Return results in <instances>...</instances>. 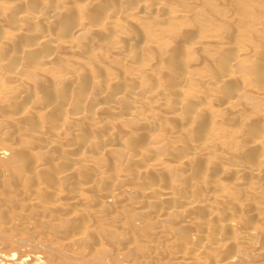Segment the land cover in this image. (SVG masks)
<instances>
[{"label":"bare ground","instance_id":"obj_1","mask_svg":"<svg viewBox=\"0 0 264 264\" xmlns=\"http://www.w3.org/2000/svg\"><path fill=\"white\" fill-rule=\"evenodd\" d=\"M36 1L37 0H0V31H2V34L0 33V78L2 76L4 77V80L2 82L0 81V110L2 111H0V117H3L0 121H3L1 123L5 127L10 126V130H12V133L8 134L7 131L4 132V128L2 127L3 132H0V154H10L8 158L0 155V168L3 173L4 171H15L18 165L22 166L23 162L26 161V155L24 154L26 152L31 153L29 155L33 158L32 160L28 159L29 162H25L26 164L28 163V168L24 163L28 171L26 173V179L31 174L33 175L31 176V180H26L23 186L21 184V187H18V190L16 189V192H6L10 199L14 203L18 204L19 207L23 206L26 210H30L20 211L21 216L23 212H29L31 216V211H33L32 209L37 207L43 213L42 216L40 215L41 217L38 215V217L35 218L39 221V223L42 225L46 224L47 226H53L51 229H53L56 234L65 232V237L67 236L64 241H62L63 239L61 240V237L59 238V240L63 243H58L56 234H53L54 237H50L51 239L47 237L48 240H57V242H54L62 244V246L63 244L69 245L72 249L74 246L78 247L79 244L85 247L84 244L87 246V244L91 242L90 246H94L93 243H96L94 246L96 249L98 245L110 243V240L108 241L107 238L101 237V229L106 228L103 223L106 224V226L108 225L107 227L109 228L113 227V229H115L114 223H118L121 225L122 229L127 230L129 223L134 224V222H136L132 219V217H130L132 220L128 219V222H118L119 220H117V217L120 220L121 218L119 216H113L114 210L112 207L113 205L115 206L116 203H120L124 206V208L126 207L125 210L131 211L135 215L137 214V216L142 217L143 220L145 219L144 223L149 224V226L147 225V228H152L150 229L152 236L159 235L165 238H171V233H177L180 230V232H182L185 230L184 228L187 227L193 228L191 233H184V235H186L185 240L182 242L184 245L180 247L181 249L172 253V257L169 259L171 263H234L236 255L233 254V252L228 253L230 255L223 256L219 259L213 257L212 255H210L212 257L208 256L209 254H207V252L208 250L210 251L209 248H211V251L212 249H215L213 252H216L217 246L220 247V245L233 247L234 245H237V243H247L251 241L255 243L254 238L256 237L255 232L257 229H255L254 225L252 226L253 223L250 224L251 226L247 225L243 227L241 225L242 221L240 223V221L237 222L232 219L234 216H230L231 206L229 207L226 204V198H228V188H232L230 187V183L240 189L244 188V184H247L243 180L244 177H249V179L256 181L255 184L264 180V169H262L263 165L261 164V162L264 161V158L262 154L261 156H258L256 164L247 163L244 158H237L233 151H226L221 147L219 148L221 143L224 144L225 142H223V139L218 137L215 133L207 138H201V141H198L199 137L196 138L198 139V142L196 141L197 143L195 144L189 143V147L187 145L188 150L183 152L184 149H182L183 153H180L179 155H176V153L175 155L172 154L175 148H184L182 140L184 135L191 133L189 134L191 139L192 137H196L197 134L192 129L199 123L197 122L199 121L196 114L197 112L192 111V114V112L187 109L191 112V114L184 117L183 113L184 107H186V102H184L183 99H181V102H178L175 105H172L171 103V106H169V97L166 96V90L168 91L169 89H163L157 85H153V87L148 85L149 87H147L148 78L146 76L151 73L150 70H153L151 67L156 65L153 64L152 66L150 63L143 64L145 61L144 59H146L143 57L141 58H143L144 61L141 60L140 62L134 59V56L137 53L133 54V52L136 51H133V48H135L136 45H139V43L135 41L133 33H130L129 35L128 31L125 35L124 32L128 29L123 31L124 29L122 26L126 25V28H128L127 23L129 22L130 25L133 23L137 26L136 24L138 21L135 18V15L139 12H143V10L147 8L151 11H156L161 8V2L155 0L152 4H149L151 6L149 8L146 0H138V2L132 6H126V3H123L122 0V3H120L119 6L117 5L118 7L114 10L111 9L112 7L109 8V5L105 9L106 11L104 10L106 12V15L104 16H99V12L97 11L98 13L96 14L99 19L95 16V14L94 17L97 19H93L94 21H92V19H88V22H86L83 19V21L76 19L77 22L75 23L77 24L74 23L70 25V21L66 16H72L73 12L72 14H68L70 13L71 7L67 4L75 3V5L77 4L81 6L82 10L86 11L87 8L85 7H90L92 10V7H96L101 4L102 0H56L57 2H51L52 0ZM114 5L116 6L113 2V7ZM83 7L85 9H83ZM145 11L146 10H144V12ZM147 11L145 13H147ZM157 14L159 13L157 12ZM75 15L76 14L74 13V17ZM174 16L177 17L176 14ZM60 17H62L61 20L59 19ZM153 18L158 19L160 17ZM159 25L160 24H158V26ZM87 31L94 33L93 36H98L97 41L99 44L97 45H99V47H101V45H103L102 47L105 46V57H103V53H105L103 48H101V51V49L98 50V46H96V49L101 55H103L99 56L98 54L99 59L101 58L100 60L98 59L99 61L93 58L95 55H87L88 48L84 49V47L83 50L78 48L79 45L77 44V39L81 38L80 40L82 41L78 40V42L80 41V43H84L85 40L83 37L85 39L87 38ZM172 32L173 31H171V33ZM160 33L162 34V29ZM12 36H16L18 39H13ZM157 36L158 35H156V37ZM203 36L204 34L202 37ZM220 36V39L225 38H223L222 35ZM94 37H92V39H94ZM167 37L169 38V36ZM10 38L13 40H10ZM89 38H91V36ZM213 38L218 39V36L217 38H215V36ZM93 41L96 42L95 39ZM133 41L136 43H133ZM147 41L148 43L145 41L144 43L150 46L147 47L148 50H152L153 48L151 47L154 44L159 45L161 42H159L158 39L154 41ZM162 41L164 42V40ZM163 42H161L159 48L165 46L162 44ZM11 43L15 45L10 46ZM201 43L202 40L200 44ZM203 43L206 42L203 41ZM203 43L202 45L204 47ZM217 43H220V41ZM192 44L193 43H191V45ZM227 44L228 43L225 45ZM16 45L18 49L15 53H13L12 49H14L13 47H16ZM240 45L241 44H239V46ZM87 46L88 45H86V47ZM192 46L198 50L199 46ZM229 46H233V44H229ZM44 47H46V49H44ZM90 47L92 49L93 46L90 45ZM245 50V48L244 51L242 49L241 53L236 54V56L229 62L227 61L228 68L223 67L227 69V72H223L220 77H210L208 83L217 87L221 83L229 82V80L235 78L236 74L233 69L240 64L243 65L244 63L240 57L242 58L243 55L248 56L251 52V54L254 52V50L251 49ZM174 51L171 49L167 52L166 55L168 59L172 55L174 56ZM91 53L93 52L91 51ZM254 54L256 56V52ZM177 56L178 54L175 58ZM116 59L118 60L117 62H119V65L122 62L123 66L126 64V67H131L130 69L127 68L128 70L125 68V71H128L126 74H123L125 71L123 72L121 70L125 77H123L121 73H117V69H115V71L114 69H111V63ZM56 60H63L66 62V66H57L58 62L56 63ZM165 60L167 61V59ZM96 61H98V64ZM184 63L187 62L184 61ZM71 64L76 66V68H79L80 66L81 69L75 72V70L69 66ZM162 64L164 65L163 69L161 68L153 71H160L158 73H170L173 71L172 69L169 70L167 68V64L169 65V63L166 64L165 62H161L160 65ZM119 65H117V67ZM149 65L151 69L148 68ZM187 65L190 64L188 63ZM132 67L134 69H132ZM261 67H263V65ZM100 68H103L104 70ZM148 70L149 72H147ZM174 71L172 74L176 73ZM24 72H26V74L30 72L28 75L32 80L27 78L28 75H25L27 76L25 79V76H22ZM102 74H105L106 76ZM183 75H186V73ZM122 78L123 80H121ZM163 80H165V78L161 79V81ZM173 80L174 79H172V81ZM180 80H178L180 82H178L177 85V91L179 93L187 90L185 88L186 83L187 86L189 85L190 90L194 89L191 88L193 85L191 86L188 82L184 81V78ZM50 86V93H47ZM64 86L67 87L66 90L61 88ZM52 88L54 89L53 95L50 91ZM246 89H250V91L246 93L240 89L232 93V90V92H230L232 93V97L226 102L224 101V103L217 105L221 106L217 109V111L219 112L223 109V111H227L229 109L237 108L236 100L245 96L242 94L248 95L249 93H255L256 95V93H259L257 89H253L252 87H245L243 90L246 91ZM261 89L263 90V88ZM191 91L194 92V90ZM198 91L196 94H198ZM173 92L174 95L177 94L173 90L169 92L170 94L168 93L169 96L172 97ZM177 95L179 96V94ZM142 97L149 100L155 99L153 105L151 106L152 110L149 108L151 111H154V109L157 110L154 114L152 112L150 115L149 113L145 115L146 113L143 114L142 111V115L139 113V108L142 106ZM183 97L185 99V96ZM142 102L145 101L143 100ZM150 103H152L151 100ZM18 104H21V106H18ZM16 105L17 108L13 109ZM145 108L148 109L147 106ZM53 113L57 114L54 116ZM260 116L262 119L263 116ZM155 117H160V119L162 118L160 124L159 122H156L155 119L157 118ZM151 119H153V121ZM169 122H175L177 125L169 124ZM261 122H263V120ZM261 122L259 119L254 118L249 122V124L256 126V124L259 125ZM246 124L249 126L248 123ZM262 125L263 124H261V126ZM239 128H244V126ZM245 134L246 133L244 132V134L242 133L239 135L240 139L243 138L242 135ZM248 137L249 141H247V144L244 145L242 143V146L247 145V149L251 148L256 150L263 146L264 133H257L252 136L248 135ZM147 139H151L150 142ZM166 140L168 141L166 142ZM185 142L188 143L189 141L186 140ZM27 143H29V147L26 146ZM247 149L246 151H248ZM32 150L37 154L32 153ZM33 154L34 156H32ZM212 154H214V156H212ZM219 155L222 158H218ZM40 156L41 158L42 156L45 158L40 159ZM203 157H207V160ZM201 158L204 159V162L207 161V163L204 168L200 167V170L197 169L196 171L195 162L198 165V160ZM110 159L111 161L109 162L108 160ZM89 161L93 162V166H90L91 162L89 164ZM94 163L96 165H94ZM215 163L218 164L215 165ZM8 166H10V170L7 169ZM22 167L25 169L24 166ZM112 169H115V171ZM168 170H175L177 174H171L174 176V179L170 176V179L164 181L162 179V174L165 172L167 173ZM80 174L83 175V177H81ZM232 177L233 180H231ZM24 179L25 178L22 179V182ZM3 182L8 183L5 180H3ZM218 183L221 188L223 186V189H221L222 191L216 190L215 187ZM256 187L257 186L253 185L252 190H255ZM247 189H249V187L246 188V190ZM247 193L250 194L251 192L248 190ZM120 204L118 205L120 206ZM225 204L227 206V208H225L226 213H223L222 211ZM249 205L250 208L253 207L252 209L257 208L255 206L256 204L253 205L250 203ZM236 207L244 208L243 204L240 202L237 203ZM202 209L207 210L208 214L200 224L196 222L195 226L192 224V221L196 220L194 219V214L198 215V211ZM220 210L223 215L220 214ZM55 212H58V223L53 221ZM237 212L239 211L235 212L236 215L238 214ZM121 213L122 212H120V214ZM115 215H118V212ZM142 215L146 218H143ZM24 217H27V215ZM104 217L110 218L111 220L107 221ZM126 217L128 216L126 215ZM189 217L190 219H187ZM177 218H181V221L174 220ZM103 219L106 221L101 223L104 221ZM172 219L175 222H173ZM170 221L176 223L177 227L173 229L166 228L165 223H170ZM102 225L105 228H102ZM116 226V228H118L119 225ZM199 226L202 229L199 228ZM163 227H165V229ZM234 227L240 231L237 230L238 235L236 237L232 236L233 238L231 237L230 239L229 236L231 235H226L224 231L229 228L234 229ZM106 232H108L107 229ZM103 233L105 234L104 230ZM19 235L23 236L21 233ZM92 238L94 240H91ZM112 240L111 242H114ZM139 240L144 241L145 239L141 238ZM39 241L40 240H38V244ZM146 241H148V239ZM130 242L131 241L129 240L128 242L123 243L124 246H126L125 249L127 251H129L132 246ZM180 242L181 241H179L178 244ZM174 243L175 242L173 241L172 245ZM91 250L94 249L91 248ZM75 253L76 252L73 254ZM151 254H145L140 257L144 262L143 264H153L154 261L156 262V256L158 255L154 256ZM2 260L3 259L0 260V264Z\"/></svg>","mask_w":264,"mask_h":264},{"label":"rangeland","instance_id":"obj_2","mask_svg":"<svg viewBox=\"0 0 264 264\" xmlns=\"http://www.w3.org/2000/svg\"><path fill=\"white\" fill-rule=\"evenodd\" d=\"M48 1H50V0H48ZM60 1H62V0H60ZM112 1L114 2V4H116V6L114 5V7H113ZM146 1L145 2L148 4V6L150 8L151 6L149 4H152L155 0H146ZM157 1L161 2V8L160 9H157L156 11H151L147 8L144 10H146V11L148 10L149 11V12L147 11L148 14L145 13L146 11L144 12V10H143V12H139L140 14L138 13L135 15V18L138 21V23L136 24L137 26H135V24H133L132 22H131L132 26L129 24L130 22L127 23L128 28H126L127 27L126 25L125 26L122 25V26L124 29L123 31H125V29L126 30L128 29L126 32H124L125 35H126V33H128V31H129V35H130V33H133L135 41H137L139 43V45H136V47L133 48V51L136 50L135 52H133V54L137 53L134 56L135 60H138L140 62L141 60H143V58H146V59H144L145 61L143 60L144 61L143 64H149L150 63V65H152V66H153V64L156 65L154 67H151L153 70H158L161 68L163 69L164 65L163 64L160 65L161 62H163V63L165 62L166 64L169 63V65L167 64V68L169 70H171V69L173 71L175 70L174 72H176L174 74H172L173 71L170 73L169 72L168 73H164V72L158 73L160 71L156 72V71L150 70L151 73L150 74L148 73L149 77L145 75L148 78L147 87H149V86L153 87V85H155V86L157 85L159 87H162L163 89H169L170 91L174 90L177 94H179V96L177 94L174 95V92H173V95L171 97V96H169L170 91L168 90L169 91L168 92L166 90V92H167L166 96L169 97V102H168L169 106H171L170 105L171 103H172V105H175L176 103L181 102V99H183L184 102H186V105H185L186 107H184V113H183L184 117H187L189 114H191L192 111L197 112L196 114H197V117L199 120L197 122H199V123L197 126L195 125L192 129L197 134L196 137H192V139H191L190 138L191 136L189 135L191 133L184 135L182 137L184 148L180 147V149H179V147H177L173 150L172 154L175 155V153H176V155H179L180 153L185 152V150L186 151L188 150L189 143L195 144L198 141H201L202 140L201 138H203V139L207 138L208 136H212L215 133V134H217L218 137L223 139L222 140L223 142H225L224 144L221 143V145H225V146L220 145L219 148L221 147V148L225 149L226 151H233V153L236 155L237 158H242V159L244 158L247 163H250V164L255 163L256 164L258 156H261V154H262V156L264 158V151H263L264 150V147H263L264 144H263V146H261L259 149L256 150V149H251V148L247 149L248 146L247 145L242 146V143H243V145L247 144V141H249L248 135L252 136V135H255L257 133H264V127H263L264 126V91H263L264 90V83H263V81H264V0H157ZM51 2H57V1L52 0ZM102 2H105V3H102ZM102 2L98 6L92 7V10L90 7H85V8H87L86 11L82 10L81 6H79L77 4L75 5V3L74 4L73 3L67 4V5H70V7H71L70 8L67 6L68 8L71 9L70 13H68V14H72V12H73L72 16H70V15L66 16L70 21L69 24L71 25V24H74L75 22H77L76 19H80L81 21L84 20L86 22H88V19H92V21H94L93 19L96 20L98 18L97 17L98 15L99 16L106 15L105 9L109 5H110L109 8L112 7L111 9L114 10L115 8H117L120 5V3H122V0H111V2H110V0H107V1L102 0ZM137 2H138V0H123V3H126L125 4L126 6L135 5ZM76 3H78V2H76ZM102 5H104V6H102ZM125 5H123V6H125ZM101 6L103 9L101 8ZM85 8L83 7V9H85ZM97 8H98V10H97ZM97 11L99 12L98 15L96 14V13H98ZM93 12H95V13H93ZM157 12L159 14H157ZM173 12H174V15L175 14L177 15V17L173 15ZM177 12H178V14H177ZM74 13L76 14L75 17H74ZM0 15H1V13H0ZM65 15H67V14H65ZM91 15H92V17H91ZM94 15L97 18L94 17ZM157 15H159V16H157ZM153 17H157V18L160 17V18L156 19ZM61 18L62 17H60L59 19L61 20ZM235 18H237V19H235ZM127 21H129V20H127ZM75 24H77V23H75ZM158 24H160V25L158 26ZM160 27H162V28H160ZM161 29H162V34L160 33ZM170 29H171V31H173L172 33H171ZM165 31H166V33H165ZM169 31H170V33H169ZM0 33L2 34V31H0ZM88 34H92V35H88ZM93 34L94 33L87 31L86 32L87 38L85 39L83 37L85 42L80 43V41H82V40H80L81 38H78L77 44L79 45V47H78L79 49L83 50L84 47H85L84 49L88 48L87 55L88 56H90V54L95 55V57L93 56V58H95V60H98L99 59L98 54H99V56H103L104 54H106V49L104 48L105 46L102 47L103 45H101V47H99V45H97V44H99V42L97 41L98 36L94 35V36H96V37H94ZM203 34H204V36L202 37ZM156 35H158V36L156 37ZM160 35H163V36H160ZM220 35H222L223 38L225 37L224 38L225 42H224V39H220V37H221ZM90 36H91V38H89ZM99 36H101V35H99ZM164 36H166V37H164ZM167 36H169V38ZM214 36H215V38H217V36H218V39H214L213 38ZM92 37H94L96 42L93 41L94 39H92ZM158 37L160 38V40ZM170 37H171V39H170ZM12 38L18 39L16 36H12ZM12 38H10V40H13ZM113 38H114V36H113ZM156 39H158L159 42L160 41L163 42L162 40H164L165 43L163 42L162 44L165 46L159 48V46L161 44V42H160L159 45L157 44L158 46L156 44H154L156 46L153 45L151 47L153 49L148 50L147 47H150V46H148L146 43H144V41L148 43L147 40H153L154 41ZM227 39H228V42H227ZM234 39H237V40H234ZM78 40H80V41L78 42ZM201 40H202V43H203V41L207 43V44L203 43L204 47H203L202 43L200 44ZM135 41H133V43H136ZM219 41H220V43H217ZM90 42H92L93 44ZM94 42L96 43V45ZM191 43H193L192 45H194V46L195 45L196 46L202 45V46H199L198 50H197V48H194L191 45ZM226 43H228V44L225 45ZM259 43H260V45H259ZM80 44H82V45H80ZM229 44H231V45L233 44V46H229ZM239 44H241L243 48L241 47V45L239 46ZM14 45L15 44H13V43L10 44V46H14ZM18 45H19V43H18ZM86 45H88V46L86 47ZM90 45L93 46L92 49H95V50H92ZM96 46H98L97 47L98 50L103 48L105 53L102 52L103 55H101L100 52L96 49ZM190 46H192L193 48ZM13 48L14 49H12V52L15 53L18 49L17 45H16V47H13ZM48 48H50V47H48ZM233 48H235V49H233ZM244 48L246 50H250V49L254 50V52H253V54H251L252 52L251 53L249 52L250 54L248 56L243 55L242 58L240 57V59L244 63H243V65L240 64L241 66L240 65L236 66L235 67L236 69L235 68L233 69V70H235V74H236L235 78L229 80V82L221 83L217 87H215L211 83H208L210 77H213V78L220 77L223 72H227V69H225V68H228V62L232 58H234L236 56V54L241 53L242 49L244 51ZM247 48H249V49H247ZM255 48H256V50H255ZM44 49H46V47H44ZM171 49H172V51L175 50L177 52L174 51L173 52L174 56L172 55L168 59L166 54ZM193 49H195V50H193ZM234 50L235 51L237 50V51L235 52ZM91 51L94 54L91 53ZM101 51H102V49H101ZM163 52H164V54H163ZM255 52H256V56L254 54ZM176 53L178 54V56L175 58V56L177 55ZM185 53H186V55H185ZM103 57H105V55ZM141 57H143V58H141ZM179 58H181V59H179ZM165 59H167V61ZM190 59H191V61H190ZM98 61H96L97 64H98ZM117 61L118 60L116 59L111 63V65H112V66L110 65L111 69L112 70L114 69V71H115V69H117L116 72L121 73V75L123 77H125V75H123V74H126L128 72V71H125V68H126V70H128L131 67H129V68L126 67L127 66L126 64H125V66H123L122 62L119 65V62H117ZM184 61L187 63H184ZM172 62H173V64H172ZM56 63L58 64L57 66H66V62H64L63 60H60V61L56 60ZM188 63L190 65H187ZM226 63H227V65H226ZM257 63H258V65H257ZM116 64L119 66L117 67ZM150 65L148 67L149 69H151ZM224 65H226L227 67ZM262 65H263V67H261ZM69 66H71V68L74 69L75 72L79 71L81 69L80 66H79V68H76V66H73L72 64ZM113 66H116L117 68L113 67ZM157 66L160 68H158ZM189 66H190V68H189ZM119 67H121V68H119ZM223 67H225V68H223ZM100 69H103V68H100ZM132 69H134V68L132 67ZM177 69H178V71H177ZM121 70L123 72L124 71L125 72L123 73ZM192 71H193V73H192ZM147 72H149V70ZM185 73H186V75H183ZM28 74H26V72H24V74H22V76H25ZM155 74H157V75H155ZM102 75L106 76L105 74H102ZM150 75H152V76H150ZM122 76H120V77H122ZM181 76L185 79L184 81L188 82L191 86L193 85L191 88H194V89H191V90H194V92L190 90V87H189V85L187 86V83H186V87H185L187 89V90H185L186 93H185V91L180 92V93L177 91L178 82L181 81L180 79H183ZM193 76H194V78H193ZM26 77L27 76H25V79H26ZM29 77L30 76L28 75L27 78H29ZM201 77H203V78H201ZM162 78L163 79L165 78L166 81L165 80H163L164 82L161 81ZM29 79H31V78H29ZM29 79H27V80H29ZM172 79H174V80L172 81ZM3 80H4V77L2 76L0 78V81L2 82ZM121 80H123V78ZM178 80H180V81H178ZM189 81L193 84H191ZM205 81H206V83H205ZM169 82H171V83H169ZM258 82L260 83V85ZM153 83H155V84H153ZM238 85H240V86H238ZM257 86L260 89H258ZM120 87H121V84H120ZM245 87L246 88L252 87L253 89H257L259 91V93H256V95H255V93L254 94L249 93L248 95L242 94L245 96H243L239 100H236L237 106L236 105L235 106L237 108L229 109L227 111H223L224 109L219 111V112L217 111V109L219 107H221V106H217V105H219L220 103L222 104V103H224V101L226 102L227 100H229L232 97V93H234L240 89L242 91L248 93L250 91V89H246V91H245V90H243V89H245ZM50 88H51V86L48 88L47 93H50L49 92ZM61 88L64 90L67 89L66 86L61 87ZM261 88H263V90ZM232 90H233V92H232ZM50 91L52 92L51 94L53 95L54 89L52 88ZM197 91H198V94H196ZM230 92H232V93H230ZM244 92H242V93H244ZM43 93H44V91H43ZM187 93H189L190 95ZM176 95H177V97H176ZM181 95L185 96V99ZM258 96H259V98H258ZM193 97H194V99H193ZM202 97H203V99H202ZM141 99H142L141 100L142 106H144V107L141 106L142 109L139 108L140 114H141V111L143 114L146 113L145 115H147V113H149V115H150V113H152V112L154 114V112L157 111L155 109H154V111H151L152 110L151 106L153 105V102L155 99H153V100L150 99L152 103H150V100L145 98V97H142ZM44 100H45V98H44ZM143 100L145 102H142ZM143 103H145V104H143ZM19 105L21 106V104H18V106ZM146 106L148 107V109L145 108ZM16 108H17V105H16V107H13V109H16ZM187 109H189L191 112ZM231 110H232V112H231ZM1 112H0V114H1ZM56 114L57 113H53L54 116ZM192 114H193V112H192ZM260 115L263 116L262 119H261ZM214 117H215V119H214ZM224 117H226V118H224ZM2 118L3 117H0V119H2ZM155 118H157V117H155ZM155 118H153V119H155ZM201 118H203V119H201ZM254 118L259 119L260 122L263 120V122H261V124H263V125L262 126H261V124H259L260 126L258 124H256V126L250 125L249 122L252 121ZM153 119H151V120L153 121ZM159 119H160V117H158L155 120H156V122H159V124H160V122L162 121L161 120L162 118L160 120ZM215 121H217V122H215ZM1 122H3V121L1 120L0 123ZM246 123H248L249 126ZM169 124L177 125L175 122H169ZM243 126H244V128H239V127H243ZM2 127L4 128V132L7 131L8 134L12 133V130H10V126L5 127L4 125H2V123L0 125V132H3ZM210 127H212V128H210ZM160 128H162V127H160ZM246 128H249V129H246ZM244 132L247 135L246 134L242 135L243 138H241L242 139L241 140L239 135H241L242 133L244 134ZM232 136H234V137H232ZM185 137H186V139H185ZM196 138H198L199 140ZM147 140L150 142L151 139H147ZM186 140L189 142L188 143L185 142ZM167 141L168 140H166V142ZM237 143H239V144H237ZM236 144L238 145V147ZM187 145H188V147H187ZM26 146L29 147V143H27ZM182 149H184V151ZM246 149L248 151H246ZM26 153H28V152H26ZM26 153H24L26 155V161L25 162H29L28 159L32 160L33 158H31V155H29L31 153H28V154H26ZM32 153L37 154L35 151H33ZM225 153H227V152H225ZM2 154H0V155L5 156L7 158L10 156L9 153H7L5 155L4 154L2 155ZM214 154H212V156H214ZM32 156H34V154ZM42 158H45V157L42 156ZM42 158L40 156V159H42ZM203 158L207 160V157H203ZM203 158L198 160V165L195 162L196 168L195 167L194 168L196 171H197V169L200 170V167H202V168L205 167V164L207 163V161L205 160L206 162H204ZM218 158H222V157L219 155ZM108 161L110 162L111 159ZM200 161H202V162H200ZM25 162H23V164H22V166H24L25 169L21 165H18V167L15 171H7V172L4 171V173H3V171L0 168V260L3 259L1 264H143L144 262H143L142 258H140V257H142V255H145V254L149 255L151 253H153L151 255H154V256L158 255V256H156V262L154 261L153 264H173L169 261V259L172 257V253H175L176 251L181 249L180 248L181 246L184 245L182 243L185 240V236H186V235H184V233L188 234V232H190V233L192 232L193 228L187 227V228H184L185 230L182 232H180L181 231L180 230L179 231L180 233L179 232L171 233V235H170L171 238H165V237H162L159 235L158 236L157 235L152 236L151 231H150V229H152V228H150V229L147 228L149 226V224L144 223L145 219L143 220L142 217H138L137 214L135 215L131 211L125 210L126 207L124 208V206H122L120 203H116L117 206L113 205L112 209L114 210L113 216H119L121 218V220H120L117 217V220H119L118 222H128V219L129 220L134 219L136 222H134V224L129 223L128 224L129 227H127V230L122 229L120 224L114 223L115 229H113V227L109 228V227H107L108 225L106 226V224L103 223L106 221L105 219H107V221L111 220L110 218L104 217L105 219H103L104 221L101 220L102 221L101 223H103V225L106 228L103 227V225H102V228H105V229H101V237L107 238L108 241L110 240L111 244L110 243H108V244L104 243L102 245H98L96 249L94 248L96 243H93L94 246H90L91 242L89 244H87L88 247L86 246V244H84L85 247L81 246V244H79L78 247L74 246L73 249L71 248V246L69 247V245L63 244V246H62V244H58V243H60V242L63 243L62 241H64L65 238L67 237V236L65 237V232L56 234V232L53 229H51V228H53V226H50V225L47 226L46 224L42 225L41 223H39V221L35 218H37L38 215H39V217H41L43 215V213L37 207L32 209L33 211H31L32 212L31 216H30L29 212H26L29 214H26L23 212L22 213L23 217H22L20 211H30V210H26L23 206L19 207V205L14 203L10 199L9 195L6 193V192H16V189L18 190L21 187L20 186L21 184L23 186V184L25 183L26 180L27 181L31 180V178H32L31 176H33L31 174L29 175L30 177L28 176V178L26 179V177H27L26 173L28 172L27 171V168H28L27 164L28 163L26 164ZM90 162L91 161H89L88 163L90 164ZM24 163L27 165V168H26V165ZM92 163L93 162H91L90 166H93ZM216 164H218V163H215V165ZM261 164L263 165V166L261 165L263 167L262 169H264V161H262ZM94 165H96V164L94 163ZM7 169L10 170V166H8ZM20 169H22L23 171ZM112 170L115 171V169H112ZM13 172L16 174H14ZM174 172H175V170L174 171L168 170L167 173L165 172L162 174V176H163L162 179L164 181L170 179L171 177L174 179V176H172V175L177 174L176 172L175 173ZM13 175H15V176H13ZM84 176H85V174H84ZM81 177H83V175H81ZM23 178H25V179L22 182ZM3 180H5L8 183H4ZM231 180H233V177L231 178ZM243 180L247 184L246 185L244 184V188H240V189L235 187L233 184L231 185V183H230V187H232V188H230V189L228 188V191H227L228 192L227 193L228 198H226L227 199L226 204L229 207L231 206L230 207V216L231 217L234 216L232 219L236 220L237 222L240 221V223L242 221L241 225L243 227H245L247 225L251 226L250 224L253 223L252 226L254 225L255 229H257V231L255 232L256 237L254 238L255 243H253L252 241L247 242V243H245V242L237 243V245H234L233 247L228 246V245H220V247H222L223 249L220 248L219 246H217V248H216L217 251L213 252V251H215V249L214 250L212 249V251H211V248H209L210 251L208 250L207 254H209L208 256L212 255L213 257L219 259L223 256L230 255L228 253L233 252V254L236 255L235 262H234L235 264H264V194H263L264 193V180L261 181L260 183H256V184H255L256 181L249 179V177H244ZM26 183H28V182H26ZM6 185H7V187H6ZM253 185L257 186L255 190H252ZM248 187H249V189L246 190V188H248ZM215 188H216V190H221V189H223V186L221 188V186L218 183ZM259 188H261V189H259ZM248 190H249V192H251L250 194L247 193ZM256 190H258V191H256ZM259 190H260V192H259ZM244 191H246V192H244ZM12 194H14V193H12ZM238 197H240V198H238ZM238 202L242 203L245 209L243 207L237 208L236 206H237ZM232 203H233V205H232ZM250 203L253 205L256 204L255 206L258 209L257 208L252 209L253 207L250 208L249 207ZM118 204H120V206ZM226 204H225V207L222 211L223 213H226L225 212V208H227ZM246 209H248V210H246ZM124 210H125V212H124ZM234 210H235V212L239 211V212H237L238 213L237 215L234 212ZM117 212H118V215H115V214H117ZM120 212H122V213L120 214ZM222 212L220 210V214H222ZM124 214H126L128 217H126V215H124ZM207 214H208V211L205 209L198 211V215L194 214V216H195L194 219H196V220H193L192 224L195 226H196V222L200 224L206 218ZM25 215H27V217H24ZM199 215H201V216H199ZM57 216H58V212H55L53 221L54 222L56 221V223L59 222L58 221L59 218H57ZM142 216H143V218H146L144 215H142ZM237 216H238V219H237ZM130 217H132V219H130ZM137 217L140 219H138ZM239 217H240V220H239ZM187 219H190V217ZM174 220L181 221V218H179V219L177 218ZM174 220L172 219L173 222H175ZM11 221L12 222L14 221V222L12 223ZM138 221H140L141 223ZM172 221H170V223H168V222L165 223V225H166L165 227L168 229L176 228L177 227L176 223H173ZM236 221H234V222H236ZM129 222H131V221H129ZM193 222H195V223H193ZM137 223H139V224H137ZM116 225H119L118 228H116L117 227ZM141 225L143 226V228ZM140 226H141V228H140ZM165 227H163V228L165 229ZM2 228L3 229L5 228V229L3 230ZM199 228H201V227L199 226ZM106 229L108 232H106ZM111 229H113V230H111ZM232 229L233 228H229V229H226L224 231L226 235H228V236L231 235V236H229L230 239L232 236L236 237L238 235V231H240L239 229H237L235 227L233 230ZM103 230H104L105 234L103 233ZM109 230H111V231H109ZM61 231H63V230H61ZM149 231H150V233H149ZM58 232H60V231H58ZM20 233L23 236L19 235ZM109 233L111 236L109 235ZM53 234L54 235L56 234V236L58 238V239L56 238L58 240V243H56L57 240H53V241L48 240L47 237H49V239H51L54 237ZM112 235H114V236H112ZM146 235H148V236H146ZM60 237H61V240L63 239L62 241L59 240ZM141 238H143L145 240L144 241L139 240ZM147 239H148V241H146ZM38 240H40L39 244H38ZM91 240H94V239L92 238ZM111 240L114 242H111ZM129 240L131 241L130 243L132 246L130 247V250L127 251L125 249L126 246H124L123 243L128 242ZM54 241H56V242H54ZM104 241H105V239H104ZM173 241L175 242L174 243L175 246H174V244L172 245ZM179 241H181V242L178 244ZM41 242H43V243H41ZM52 242H53V246L56 245V246H54V248L52 246ZM41 245H45V246H41ZM60 246H62V247H60ZM223 246H225V247H223ZM91 248H93L94 250H91ZM219 249H220V251H219ZM221 250H222V252H221ZM74 252H76V253L73 254ZM122 253H124V254H122ZM72 254L75 256H73ZM215 255H217V256H215ZM212 256H210V257H212ZM234 263H232V264H234ZM174 264H176V263H174ZM188 264H192V262L188 263Z\"/></svg>","mask_w":264,"mask_h":264}]
</instances>
